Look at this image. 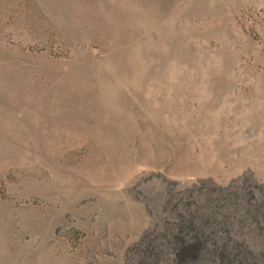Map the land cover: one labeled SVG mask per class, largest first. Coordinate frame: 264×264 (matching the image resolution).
<instances>
[{"label": "rangeland", "instance_id": "rangeland-1", "mask_svg": "<svg viewBox=\"0 0 264 264\" xmlns=\"http://www.w3.org/2000/svg\"><path fill=\"white\" fill-rule=\"evenodd\" d=\"M202 234L264 264V0H0V264Z\"/></svg>", "mask_w": 264, "mask_h": 264}, {"label": "bare ground", "instance_id": "bare-ground-1", "mask_svg": "<svg viewBox=\"0 0 264 264\" xmlns=\"http://www.w3.org/2000/svg\"><path fill=\"white\" fill-rule=\"evenodd\" d=\"M196 240L199 243V245L197 246V249H200V251H198V253H196V255H194L195 256L194 257V262H196L197 264H215V260H217L218 258L220 259V261H223L224 264H232L234 262V260L238 261V255L234 254L235 252L231 253L230 252L231 250L230 251L227 250L229 248V245L227 247V244H223V245L220 246L219 249H217V247H215L214 244H211L212 242H211V240H209L208 234L207 235H205V234L203 235L202 234L201 236H198ZM208 242L210 243V246L212 248L211 249L209 248V250H206L204 252V244H206ZM189 245L188 246H184L185 250H186L185 252L186 253H190L193 256V254L195 252L196 244L195 245H191V246H189ZM245 264H247L246 261H245Z\"/></svg>", "mask_w": 264, "mask_h": 264}]
</instances>
